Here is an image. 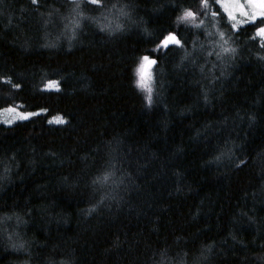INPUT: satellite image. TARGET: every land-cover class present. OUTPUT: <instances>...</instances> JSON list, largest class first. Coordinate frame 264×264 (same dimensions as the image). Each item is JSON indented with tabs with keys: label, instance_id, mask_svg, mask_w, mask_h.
Masks as SVG:
<instances>
[{
	"label": "trees",
	"instance_id": "1",
	"mask_svg": "<svg viewBox=\"0 0 264 264\" xmlns=\"http://www.w3.org/2000/svg\"><path fill=\"white\" fill-rule=\"evenodd\" d=\"M216 5L0 0V109L43 111L0 124V264H264L262 20L219 67Z\"/></svg>",
	"mask_w": 264,
	"mask_h": 264
},
{
	"label": "rangeland",
	"instance_id": "2",
	"mask_svg": "<svg viewBox=\"0 0 264 264\" xmlns=\"http://www.w3.org/2000/svg\"><path fill=\"white\" fill-rule=\"evenodd\" d=\"M216 7L226 15V19L218 20L216 13L214 15L208 9L206 11L205 20H203V25L206 33L208 32L210 36H215L216 50L214 49V53H211L210 56L213 57L212 60L217 62V66L225 67L233 62L234 57H241L245 51V47L249 44H239L236 43L232 36L231 29H238L239 27L248 24L255 23L257 20L261 21V26L256 29V38L257 42L254 39H251L253 43L256 44V48L258 52L264 51V36L258 35L261 27H264V16L257 15L255 20H253L252 14L254 12H259V9L253 8L250 4V0H215ZM253 2H257V0H253ZM243 7H240V6ZM210 7V6H209ZM208 7V8H209ZM215 7L212 5V9ZM246 13V14H245ZM225 26V27H223ZM256 53V49L252 50V52ZM193 55V54H192ZM141 64V63H140ZM140 64L138 68L140 67ZM218 67V68H219ZM137 68V69H138ZM151 65L148 68V72L150 74L151 81ZM137 75V70H136ZM138 82V76H136ZM54 83V82H50ZM56 84V83H55ZM8 109H14L13 112H8ZM43 111H24L17 107H8L0 109V124L5 126L13 125L17 122H21L24 120H28L30 118L35 117L38 114H41ZM26 115L27 119H21L20 116ZM60 116H55L50 120H54L55 118ZM61 118V117H60ZM63 119V118H62Z\"/></svg>",
	"mask_w": 264,
	"mask_h": 264
},
{
	"label": "snow or ice",
	"instance_id": "3",
	"mask_svg": "<svg viewBox=\"0 0 264 264\" xmlns=\"http://www.w3.org/2000/svg\"><path fill=\"white\" fill-rule=\"evenodd\" d=\"M33 2H35V0H33ZM93 3L98 2V0H92ZM250 4L253 8H257L259 9V12H254L252 14V19L255 20L257 15H261L264 16V0H257V2H253V0H250ZM240 7H243L242 5ZM246 14V13H245ZM193 14L191 12H187L185 14V17H192ZM258 35L260 36H264V27H261L259 30ZM169 42H173V43H179L178 40H176V38L174 36H169L165 41H164V46L166 47L168 45ZM155 61L154 60H150L147 56H145L143 58V61L140 64V67L137 69V76H138V82H137V86L139 88H141L142 90H146L149 94L148 99L151 100V87L149 86V80H150V74L148 72V68L150 65L154 64ZM48 89H56L58 90V85L55 83H49L47 85ZM8 112H13L14 109H8ZM21 119H27L28 116L26 115H22L20 116ZM50 123H57V124H62L64 123V120L60 117L55 118L54 120H50ZM107 177H105L106 179Z\"/></svg>",
	"mask_w": 264,
	"mask_h": 264
},
{
	"label": "clouds",
	"instance_id": "4",
	"mask_svg": "<svg viewBox=\"0 0 264 264\" xmlns=\"http://www.w3.org/2000/svg\"><path fill=\"white\" fill-rule=\"evenodd\" d=\"M108 179H109V177H107L106 179L104 177V179H103V181H101V183L108 181ZM107 198H108L107 196H102L101 201H103L104 199H107Z\"/></svg>",
	"mask_w": 264,
	"mask_h": 264
}]
</instances>
